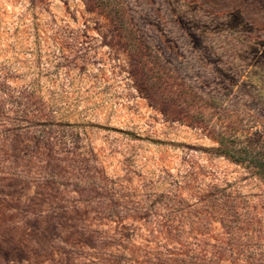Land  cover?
Returning <instances> with one entry per match:
<instances>
[{
	"label": "rangeland",
	"instance_id": "374dc122",
	"mask_svg": "<svg viewBox=\"0 0 264 264\" xmlns=\"http://www.w3.org/2000/svg\"><path fill=\"white\" fill-rule=\"evenodd\" d=\"M0 264H264V0H0Z\"/></svg>",
	"mask_w": 264,
	"mask_h": 264
}]
</instances>
